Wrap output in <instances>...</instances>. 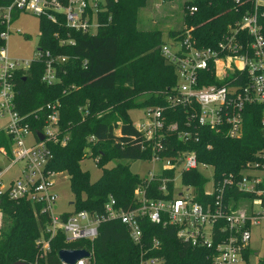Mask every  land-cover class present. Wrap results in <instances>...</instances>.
Here are the masks:
<instances>
[{"label":"built area","instance_id":"obj_1","mask_svg":"<svg viewBox=\"0 0 264 264\" xmlns=\"http://www.w3.org/2000/svg\"><path fill=\"white\" fill-rule=\"evenodd\" d=\"M118 1L11 0L0 5V24L4 26L0 38L5 42L13 21L21 13H29L60 28L53 37L59 46L71 47L76 43L74 33L95 35L105 15H109L111 4ZM230 1L234 8L246 4L250 7L227 26L215 44L201 45L193 28L187 26L175 36L162 38L159 51L174 70L175 84L166 93L164 106H145L142 120L133 123L141 138V149L147 154L142 161L160 168L149 172L148 177H140L142 183L134 189L132 201L125 208L109 196L98 212H58L53 179L57 173L48 166L53 155L51 146H66L70 131L61 125L58 100L26 113L18 110L16 75L25 74L33 63H40V81L54 86L61 82L70 56L42 48L39 39L31 59H12L4 45L0 47V201L27 202L35 217L44 220L39 227L40 236L34 241L35 260L26 263L48 264L50 242L60 233L67 243L93 241L101 224L119 221L139 249L134 264H164V257L155 253L160 241L155 237L149 242L144 240L141 223L147 220L162 227H175L178 240L208 251L210 264H264V238L260 239L262 250L251 245V228L264 229V164L250 162L238 173L215 180L213 167L198 161L194 150L177 148L170 142L173 137L182 144L197 141L198 127L226 138H239L248 105L261 106L260 122L264 126V27L260 21L264 2ZM197 11L196 5L185 7L188 15ZM176 110H183L187 119L174 118ZM78 111L84 120L87 107L79 106ZM113 132L119 134V127ZM96 140L94 135L87 137V156ZM97 156L93 158L96 163ZM259 156L264 159V150ZM208 168L212 169L210 178L203 174ZM193 170L206 178L203 199H198L196 185L182 182V174ZM152 181L157 182L153 189L149 186ZM234 190L242 195L232 194ZM255 200L261 205L258 210L254 209ZM2 225L0 207V230ZM62 249L86 250L89 256L74 264H91L92 247ZM58 261L67 264L59 258Z\"/></svg>","mask_w":264,"mask_h":264},{"label":"trees","instance_id":"obj_2","mask_svg":"<svg viewBox=\"0 0 264 264\" xmlns=\"http://www.w3.org/2000/svg\"><path fill=\"white\" fill-rule=\"evenodd\" d=\"M10 1L0 0V5ZM144 1L119 0L111 4L109 15H105L98 32L93 36L74 33L76 43L71 47L59 46L53 33L60 28L41 19L39 45L54 53L70 56L61 82L54 86L43 84L40 81V63H33L25 74L16 75V101L21 113L43 106L48 101L61 103L60 122L69 129L70 139L64 147L51 146L53 155L48 167L66 172L74 197L72 210L98 212L109 196L116 199L118 206L125 208L132 201L134 189L142 183L137 173L130 172V166L137 160H145L147 154L141 149V138L129 111L148 105L164 106L165 95L176 80L173 68L165 63L159 51L162 31L137 27L138 8ZM190 5L198 8L193 15L185 12V7ZM249 7L246 4L234 8L230 0H186L183 2V22L187 27L192 26V32L201 45H212ZM260 21L264 27V17ZM3 30L4 26L0 24V32ZM181 31H169L167 35L175 36ZM4 43L0 38V47ZM143 95L146 96L137 101ZM79 106L88 109L84 120L78 111ZM172 116L187 119L183 110L174 111ZM260 121L261 106L248 105L239 138H226L208 128L198 127L197 141L182 144L173 137L170 142L177 148L194 150L198 161L213 167L214 179L218 180L228 173H238L247 163L264 164V159L259 156L264 150V126ZM117 126L120 132L114 134ZM89 135L97 138L91 146V155H99L96 164L102 168L95 181H91L88 172L79 166ZM2 138L0 134V143H3ZM113 159L129 162L105 168ZM182 182L196 185L198 199H203L202 188L206 178L199 171L183 173ZM156 185L157 182L152 181L149 186L153 189ZM232 194L242 195L236 190ZM0 207L3 210L0 264L32 263L37 254L34 241L40 236L43 218L35 217L31 205L24 201L17 203L1 199ZM141 227L144 240L149 242L155 237L160 241V249L155 253L164 257V264H210L208 251L178 240L175 227H162L147 220L142 221ZM69 246L92 247L91 264H134L139 254L126 227L119 221L101 224L93 241L67 243L63 234H58L50 242L48 264H58V251Z\"/></svg>","mask_w":264,"mask_h":264},{"label":"rangeland","instance_id":"obj_3","mask_svg":"<svg viewBox=\"0 0 264 264\" xmlns=\"http://www.w3.org/2000/svg\"><path fill=\"white\" fill-rule=\"evenodd\" d=\"M186 0H145L139 6L137 13V27L139 29H154L162 31V38H167L169 31L183 30L187 25L183 22L184 9L183 2ZM264 1V0H262ZM192 27V26H190ZM40 34V20L29 13H21L12 23L11 32L5 40L4 49L8 57L12 59H31L34 56L35 49ZM143 95L137 98V101L144 98ZM144 107H137L129 111V116L132 123L136 124L142 120ZM97 155L87 157L85 154L80 160L79 166L81 170L87 171L91 181L98 179L102 173V168L99 167L93 160ZM128 163V160L113 159L109 161L105 168H110L117 163ZM160 168L158 164L140 161L137 174L139 177H148L149 172L156 171ZM57 173L54 179L55 191L58 194V212L71 211L73 209V194L70 188L69 178L65 171L54 170ZM212 169L203 170V174L211 177ZM209 189V186L206 185ZM259 201H254V209H260ZM264 229L262 226H253L251 228V245L259 250L263 248Z\"/></svg>","mask_w":264,"mask_h":264},{"label":"water","instance_id":"obj_4","mask_svg":"<svg viewBox=\"0 0 264 264\" xmlns=\"http://www.w3.org/2000/svg\"><path fill=\"white\" fill-rule=\"evenodd\" d=\"M40 138H42V135L38 133ZM139 161H135L131 166H130V172L135 174L137 173ZM89 252L86 250H78V249H60L58 251V258L67 263V264H74L77 260L88 257ZM14 264H28L24 261H17Z\"/></svg>","mask_w":264,"mask_h":264},{"label":"crops","instance_id":"obj_5","mask_svg":"<svg viewBox=\"0 0 264 264\" xmlns=\"http://www.w3.org/2000/svg\"><path fill=\"white\" fill-rule=\"evenodd\" d=\"M264 2V1H263Z\"/></svg>","mask_w":264,"mask_h":264}]
</instances>
